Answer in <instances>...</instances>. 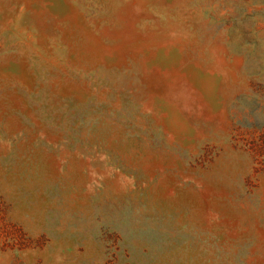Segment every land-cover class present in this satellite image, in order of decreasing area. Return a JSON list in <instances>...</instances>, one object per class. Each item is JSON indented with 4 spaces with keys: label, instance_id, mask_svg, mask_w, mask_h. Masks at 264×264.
Returning <instances> with one entry per match:
<instances>
[{
    "label": "rangeland",
    "instance_id": "obj_1",
    "mask_svg": "<svg viewBox=\"0 0 264 264\" xmlns=\"http://www.w3.org/2000/svg\"><path fill=\"white\" fill-rule=\"evenodd\" d=\"M0 264H264V0H0Z\"/></svg>",
    "mask_w": 264,
    "mask_h": 264
}]
</instances>
